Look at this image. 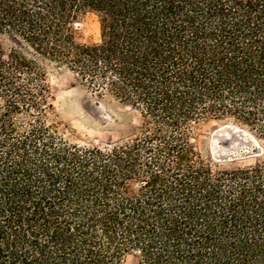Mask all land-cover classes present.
I'll use <instances>...</instances> for the list:
<instances>
[{"label":"trees","instance_id":"1","mask_svg":"<svg viewBox=\"0 0 264 264\" xmlns=\"http://www.w3.org/2000/svg\"><path fill=\"white\" fill-rule=\"evenodd\" d=\"M66 69L141 132L101 148L23 128ZM227 118L264 137V0H0V264H264V160L212 166L190 143Z\"/></svg>","mask_w":264,"mask_h":264},{"label":"rangeland","instance_id":"2","mask_svg":"<svg viewBox=\"0 0 264 264\" xmlns=\"http://www.w3.org/2000/svg\"><path fill=\"white\" fill-rule=\"evenodd\" d=\"M72 27L77 41L89 42L98 38V21L93 13L81 15ZM3 46L8 52L11 43L4 39ZM43 82L47 86L46 102L41 105L40 112L32 108L29 114L17 116H25L27 121L23 128L40 118L70 143L101 148L126 141L141 132L145 120L137 109L110 93L98 94L74 72L68 69L62 73L49 71ZM224 125L230 127L223 137L230 140L227 153L232 155V159L220 161L213 157L212 145L217 143L213 137L215 131ZM190 143L202 160L212 166L234 168L264 160V137L247 126L234 124L228 118L201 122L193 129ZM123 264H137V259L127 255Z\"/></svg>","mask_w":264,"mask_h":264},{"label":"water","instance_id":"3","mask_svg":"<svg viewBox=\"0 0 264 264\" xmlns=\"http://www.w3.org/2000/svg\"><path fill=\"white\" fill-rule=\"evenodd\" d=\"M230 129L229 126H222L218 128L214 133V140L217 141V143L212 145V154L215 159L220 161H227L229 159H232V155H229L227 153V150L230 147V140L223 137L224 132L228 131Z\"/></svg>","mask_w":264,"mask_h":264}]
</instances>
